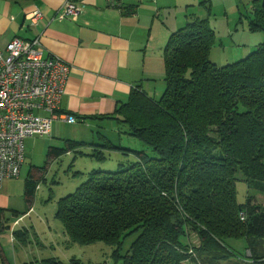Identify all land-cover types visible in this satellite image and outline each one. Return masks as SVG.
Returning <instances> with one entry per match:
<instances>
[{
	"label": "trees",
	"instance_id": "trees-1",
	"mask_svg": "<svg viewBox=\"0 0 264 264\" xmlns=\"http://www.w3.org/2000/svg\"><path fill=\"white\" fill-rule=\"evenodd\" d=\"M247 19L250 31L264 33V0H253ZM215 42L207 19L174 32L165 48L163 94L155 99L134 88L103 119L116 123V131L127 129L152 154L100 134L97 145L65 140L66 148H50L51 159L72 151L99 162L117 151L139 158L126 169L91 172L60 200L56 217L70 244L103 242L114 249V264H222L228 257L237 259L233 264H264V203L255 201L264 195V42L224 66L210 59ZM85 146L90 153L81 150ZM42 171L33 166L25 180L29 204ZM240 182L249 191L245 203L238 200ZM13 235L26 244L29 233ZM229 240L245 241L243 254L250 253L234 252Z\"/></svg>",
	"mask_w": 264,
	"mask_h": 264
},
{
	"label": "crops",
	"instance_id": "crops-1",
	"mask_svg": "<svg viewBox=\"0 0 264 264\" xmlns=\"http://www.w3.org/2000/svg\"><path fill=\"white\" fill-rule=\"evenodd\" d=\"M66 1L0 0L1 47L14 38L31 40L43 33L46 54L59 56L71 66L61 112L75 116V124L99 126L110 121L103 119L113 116L134 88L159 98L165 87H159L158 79L151 77L161 67L156 56L162 54L171 35L162 23L168 19L166 7L172 0H74L83 7L80 16L76 20H54ZM35 9L42 12L43 18L37 28L30 29L26 16ZM70 125L56 120L51 135L57 130L55 135L75 137ZM13 180L4 181L0 187V264H45V260L20 258L28 244L13 235L21 228L10 221L25 217L19 215L24 210H20L21 202L13 194ZM64 235L68 243L66 232Z\"/></svg>",
	"mask_w": 264,
	"mask_h": 264
},
{
	"label": "rangeland",
	"instance_id": "rangeland-1",
	"mask_svg": "<svg viewBox=\"0 0 264 264\" xmlns=\"http://www.w3.org/2000/svg\"><path fill=\"white\" fill-rule=\"evenodd\" d=\"M166 10L165 15H168V19L164 18L165 21L162 25L169 27L171 35L197 19H207L210 22L216 31V42L211 50L210 59L218 66H224L246 58L264 42V33L249 32L247 16H250L253 11V0H172L167 5ZM165 36H168L167 32H165ZM170 37L166 39L162 54L158 52L156 56L157 61L161 63V67H157L153 77H151V79H158V86L165 87V89V48ZM152 98L157 99L156 97ZM117 126L113 121L89 127L82 124H73L68 127L72 133H75L73 135L75 137L55 135L57 132L55 130V133L50 136L35 137L26 141L25 163L20 176L13 180L16 185L13 194L21 202L20 210H24L19 215L25 216L16 228H21L20 230L29 233V235H25L28 246L25 248V253L20 254V258L23 259L24 257V260L34 262L50 260V262H47L50 264H114L112 257L114 249L103 242L89 246L67 243L64 226L57 219L56 212L60 200L74 193L81 184L88 180L91 172L95 170L114 172L126 169L138 162L139 158L131 152L125 154L122 151H117L108 152L106 155L107 160L99 162L89 156H83L76 151H72L57 159H51L49 150L50 148H66L65 138L86 140L97 145L101 142L99 139L100 134V136H107L113 143L124 148L147 151L152 154L151 149L143 142L126 134L127 129H123L121 132L118 129L116 131ZM65 131H67V128H65ZM91 149L90 146L81 148L86 153H90ZM33 166L44 168V171H42L44 176L38 186L34 201L29 205L25 201L23 192L25 180ZM248 194L247 185L240 182L238 184L239 202L245 203ZM255 201L259 204L264 203V195L258 194ZM17 219L18 217L14 221H10L12 226ZM135 238L136 235L126 241L123 253L130 248ZM191 245H197L198 247V240L193 238ZM228 245L241 256L250 253L247 250V253L243 254L246 252L245 248L247 247L245 241L229 240ZM235 247H238V250ZM193 255L197 257L196 253ZM233 261H237V259L233 258L231 260L228 257L222 264H233ZM35 264L39 263L36 262Z\"/></svg>",
	"mask_w": 264,
	"mask_h": 264
},
{
	"label": "built area",
	"instance_id": "built-area-1",
	"mask_svg": "<svg viewBox=\"0 0 264 264\" xmlns=\"http://www.w3.org/2000/svg\"><path fill=\"white\" fill-rule=\"evenodd\" d=\"M82 11L78 2L67 0L54 20H76ZM42 18L39 9L29 13V28H37ZM69 72L70 66L61 57L46 54L43 33L0 46V187L20 176L28 139L50 136L56 120L78 122L61 112Z\"/></svg>",
	"mask_w": 264,
	"mask_h": 264
}]
</instances>
